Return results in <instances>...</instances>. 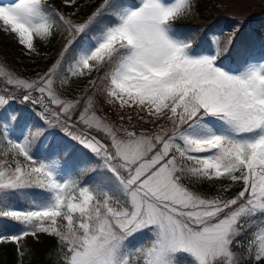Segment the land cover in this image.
Returning a JSON list of instances; mask_svg holds the SVG:
<instances>
[{
    "label": "snow or ice",
    "instance_id": "obj_1",
    "mask_svg": "<svg viewBox=\"0 0 264 264\" xmlns=\"http://www.w3.org/2000/svg\"><path fill=\"white\" fill-rule=\"evenodd\" d=\"M193 8L101 0L77 22L49 0H0V31L29 55L39 54L35 40L69 37L35 79L0 64V220L20 226L0 242L23 255L20 240L45 234L56 240L54 264L264 261V58L230 71L218 61L232 38L222 49L216 35L195 50L174 26ZM93 72L81 95H60L71 77ZM12 101L30 104L35 119L20 123ZM101 101L121 123L98 114ZM133 115L147 127L136 131ZM224 180L211 197L186 183ZM246 234L245 253L235 252Z\"/></svg>",
    "mask_w": 264,
    "mask_h": 264
},
{
    "label": "trees",
    "instance_id": "obj_2",
    "mask_svg": "<svg viewBox=\"0 0 264 264\" xmlns=\"http://www.w3.org/2000/svg\"><path fill=\"white\" fill-rule=\"evenodd\" d=\"M101 0H93L90 2H86L83 7L76 11V16L74 19L78 22H82L87 16L92 12V10L99 5ZM214 3V0L212 1ZM49 3L52 4L57 10L65 13L66 15L71 13L72 7H66L62 0H49ZM207 0H201L197 10L199 11L200 15L202 16V23L198 26H180L176 25L175 27L178 29L179 32L192 37L194 49L197 51L202 50L208 44V40L205 38L206 32L210 30V27L216 28L220 24L224 26H228L229 22L232 20L230 18H226L224 20L218 18L221 16L220 11L216 12V15H211L209 12L208 15H204L205 10L203 9L206 7ZM214 18V19H213ZM226 20H229L226 21ZM220 21V22H219ZM256 25V28L253 27L254 36L249 37L246 31V26L242 25L238 28L237 31L233 34L232 45L230 49V53L225 56V58L229 59V63L232 67L239 69L238 61L239 59H243L244 57L250 55L254 50L256 52H260L263 50L264 52V15L259 17L258 19H254L252 21ZM203 29V30H201ZM63 34L57 32L50 40H49V49H50V56L51 58L54 55H57L59 58L61 51L63 50L67 40L65 38H61ZM263 38V41L260 39ZM77 43L75 47H77ZM249 46H248V45ZM242 46V49H241ZM234 53V54H233ZM0 57L4 58L3 62L6 64H10L16 71L21 70H28L31 68L32 64L26 62V58L23 52V47L17 42V39L14 35L5 33L0 31ZM72 57V54H69V58ZM94 76H97V73L90 76V79H93ZM88 86V83L81 88L79 95L83 92L85 87ZM98 114L103 113V115H107V117L119 124L121 123L115 111L107 105H104L101 101L97 105ZM102 115V116H103ZM125 127H129L131 129V125L128 124L127 119L123 122ZM133 124H141L138 122L133 115ZM142 125V124H141ZM146 126V125H143ZM57 131L58 130H54ZM97 135L98 138H101L99 134L93 133ZM58 135H62L58 133ZM107 142V141H105ZM38 151V150H37ZM83 183H88L89 177L87 175L79 177ZM229 183L228 181H214V182H203V183H195L192 185V190L211 197L216 196L220 193L221 186L224 184ZM235 185V184H234ZM232 185L231 188L234 187ZM237 189L241 188L239 183H237ZM231 190V189H230ZM230 192V191H229ZM17 205L20 207H24L25 205L20 202ZM0 231H6L9 235L16 234L20 231V226L14 224L9 219L5 218L0 220ZM251 231V230H250ZM39 239L34 244H29L27 242L21 241L19 243V248L22 250L23 255L21 252L18 251V247L16 243L12 242H0V264H20L21 258L24 259V264H54V250L56 249V240L45 235V234H38ZM244 243V248H234L233 250L237 253H245L247 248L248 236L247 234L241 238ZM241 264H250L248 260L242 258ZM251 264H255V262H251ZM263 264V263H260Z\"/></svg>",
    "mask_w": 264,
    "mask_h": 264
},
{
    "label": "rangeland",
    "instance_id": "obj_3",
    "mask_svg": "<svg viewBox=\"0 0 264 264\" xmlns=\"http://www.w3.org/2000/svg\"><path fill=\"white\" fill-rule=\"evenodd\" d=\"M90 1L91 0H77L76 5L73 6V11L76 12L80 10L82 8L81 6L84 3L90 2ZM212 1L213 0H207L206 7L203 8V9H206L204 15H208L209 12H211L210 16L216 15V12L220 11L221 16L218 18L222 20L226 18H230V19L233 18L234 20L231 27H224L222 24H220L216 30H214L212 33H209L207 35V38L209 39V41H210L211 36L213 35L219 36L220 46L222 49L224 48L228 40L232 38L234 31L237 30L238 27L242 25H246L247 23H251L254 19H258L259 17L264 15V0H214V3ZM4 2L7 3V2H10V0H4ZM200 2L201 0H194V8H193L192 14L184 19L177 21L175 24L193 25V24L200 23L202 21V16L197 10V7L199 6ZM251 31L252 29L249 28V33H251ZM66 36L67 34H63L61 38H65ZM262 40L263 38L260 39V41ZM81 41H83V38H81ZM34 43L36 44L39 54L29 55L27 53V50L24 48L25 49L24 55L25 57H27L26 62L32 64L30 69L16 71L12 69L13 67L10 64H6L5 62H3L4 58H1V57H0V64H2L8 71L12 72L13 74L21 78L35 79L37 76L43 75L56 62L58 58H57V55H54L52 58L49 55L51 52L49 49V41L44 43V42L35 40ZM241 49H242V46H241ZM229 50L227 52L222 53L218 61V63L224 68H226V62L223 61L222 58L229 52ZM256 51L257 50H254L248 56L247 60L250 58L255 59V60H261L262 58H264L263 50H261L260 52H256ZM68 62H71V61H67L64 65V68L61 69V73L63 75H67L66 68H67ZM93 74L95 75L96 72H93ZM89 76L90 75H86L83 77H71L70 83L63 87V89L60 91V95L63 98H67V99H74L78 97L79 96L78 92L81 90L82 87H84L85 84L88 83ZM20 95H22V93ZM21 105H24V107L22 108ZM11 108L14 110H17L20 113V123H23L27 119H35V114L31 111L32 106L30 104H27V103L20 104L18 101H12ZM99 115H103V113H99ZM141 127H147V126L136 124L135 130L139 131ZM43 151H44L43 149H39L38 151H36V155L38 159L43 158ZM186 183H188V186L191 189H193L192 185H194L195 183H189L187 181ZM237 186L238 185L235 184L234 187L231 188L230 192H228L225 195V198H229L230 195L234 196L238 192L236 190ZM2 235H9V234L5 231H2L0 232V236ZM38 239H39V236L38 238L27 236V237H24V239L20 240L18 243L23 241L29 244H34ZM3 242H10V241H3ZM260 263L264 264V261ZM20 264H24L23 258H21Z\"/></svg>",
    "mask_w": 264,
    "mask_h": 264
}]
</instances>
